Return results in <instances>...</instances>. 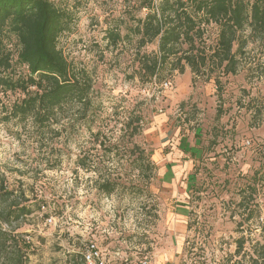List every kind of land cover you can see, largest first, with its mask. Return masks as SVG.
I'll return each instance as SVG.
<instances>
[{
	"label": "rangeland",
	"instance_id": "1",
	"mask_svg": "<svg viewBox=\"0 0 264 264\" xmlns=\"http://www.w3.org/2000/svg\"><path fill=\"white\" fill-rule=\"evenodd\" d=\"M51 1L74 16L59 48L93 74L103 134L98 143L66 120L45 133L31 122H8L1 105L21 95L0 88V180L28 197L43 194V213H53L47 219L36 213L21 228L35 247L29 264H86L90 242L104 251L106 264H264V184L245 204L260 217L243 221L247 211L237 205L239 190L264 161V40L248 45L238 73L222 79L220 97L214 81L193 84L189 68L169 75L167 88L143 84L137 38H123L116 48L105 39L109 27L125 37L145 17L143 0ZM217 33L209 29V45ZM6 45L16 58V38ZM131 112L143 118L133 144L150 153L153 174L130 165L137 157L126 129ZM113 146L117 153L108 154ZM81 157L101 162L121 184L118 191L101 193L99 176L79 166Z\"/></svg>",
	"mask_w": 264,
	"mask_h": 264
},
{
	"label": "trees",
	"instance_id": "2",
	"mask_svg": "<svg viewBox=\"0 0 264 264\" xmlns=\"http://www.w3.org/2000/svg\"><path fill=\"white\" fill-rule=\"evenodd\" d=\"M140 5L146 15L128 27L125 37L119 27H109L105 39L108 46L116 48L124 39L137 38L138 76L143 84L165 83L169 75L184 74L189 68L193 84L214 81L220 97L222 79L238 73L248 45L264 40V0H143ZM74 22L69 9L51 0H0V88L6 94L21 95L10 107L1 105L2 113L4 120L31 122L41 133L66 120L75 131H87L99 143L102 114L95 103L98 91L93 74L68 61L59 48L60 37L72 30ZM211 27L218 33L209 45ZM12 37L19 46L16 58L6 45ZM151 44L157 46L155 52L141 53L140 49ZM17 67L27 72L19 73ZM131 114L126 129L130 151L137 157L130 165L134 172L153 174L155 164L150 153L133 144L141 134L143 118ZM221 114L218 110L217 117ZM109 150L111 155L116 152L115 146ZM78 163L99 176L101 193L110 196L118 191L121 184L104 171L101 162L81 157ZM247 178L237 205L247 211L243 221L251 222L261 214L258 209L248 211L245 204L255 201L258 184H264V161ZM46 203L43 194L28 197L24 191L10 190L5 180H0V264H29L35 247L21 228L36 213L49 218L52 212L43 213ZM259 258L264 260V252Z\"/></svg>",
	"mask_w": 264,
	"mask_h": 264
},
{
	"label": "built area",
	"instance_id": "3",
	"mask_svg": "<svg viewBox=\"0 0 264 264\" xmlns=\"http://www.w3.org/2000/svg\"><path fill=\"white\" fill-rule=\"evenodd\" d=\"M164 87L167 88L168 84L164 83ZM49 222H51V220H49ZM83 256L86 264H106L105 253L95 242L89 243Z\"/></svg>",
	"mask_w": 264,
	"mask_h": 264
},
{
	"label": "crops",
	"instance_id": "4",
	"mask_svg": "<svg viewBox=\"0 0 264 264\" xmlns=\"http://www.w3.org/2000/svg\"><path fill=\"white\" fill-rule=\"evenodd\" d=\"M184 222V221H183Z\"/></svg>",
	"mask_w": 264,
	"mask_h": 264
}]
</instances>
